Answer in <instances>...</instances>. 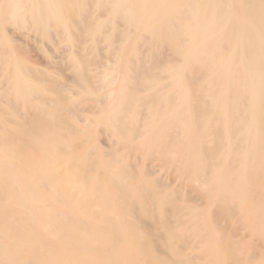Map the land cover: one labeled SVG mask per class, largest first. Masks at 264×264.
Segmentation results:
<instances>
[{
    "label": "bare ground",
    "instance_id": "bare-ground-1",
    "mask_svg": "<svg viewBox=\"0 0 264 264\" xmlns=\"http://www.w3.org/2000/svg\"><path fill=\"white\" fill-rule=\"evenodd\" d=\"M0 264H264V0H0Z\"/></svg>",
    "mask_w": 264,
    "mask_h": 264
}]
</instances>
